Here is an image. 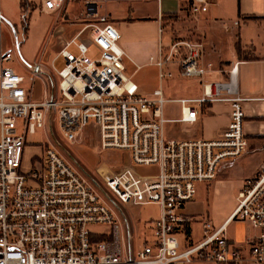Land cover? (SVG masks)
<instances>
[{
	"label": "built area",
	"instance_id": "obj_1",
	"mask_svg": "<svg viewBox=\"0 0 264 264\" xmlns=\"http://www.w3.org/2000/svg\"><path fill=\"white\" fill-rule=\"evenodd\" d=\"M64 2L41 0L39 10L57 14ZM95 2L86 1L89 22L59 51L66 67L54 69L56 93L48 97L46 91L42 102L33 99V88L11 66L14 52L4 48L0 34V264H264V163L245 181L227 221L217 227L205 218L200 241L180 239L197 221L183 209L194 200L198 184L210 186L224 163L249 149L244 103L252 98L238 94L239 63L230 66L224 82H208L213 66L204 61L202 41L161 43L149 59L159 80L178 77L201 86L200 97L178 100L183 122L195 123L198 109L207 103L230 108L220 138L167 140L162 90L151 97L139 94L126 74L122 35L109 15L99 14ZM191 2L194 17L207 11L208 0ZM85 33L88 43L82 40ZM72 46L78 55L70 52ZM90 47L98 50V59L88 57ZM38 77L35 69L31 81ZM52 115L69 143H76L92 124L99 130L101 151L129 152L133 165L155 166L158 173L142 176L132 167L101 164L87 175L54 145L28 157L27 135L45 129ZM128 205L156 206L161 214L144 222L140 234L117 214ZM232 221L247 222L258 231L248 255L227 238Z\"/></svg>",
	"mask_w": 264,
	"mask_h": 264
},
{
	"label": "crops",
	"instance_id": "obj_2",
	"mask_svg": "<svg viewBox=\"0 0 264 264\" xmlns=\"http://www.w3.org/2000/svg\"><path fill=\"white\" fill-rule=\"evenodd\" d=\"M38 6L33 15L40 13L41 0H30ZM84 1V11L86 8ZM113 0H96L95 7L100 15H109L111 22L119 30L125 39L122 49L129 53L126 58V72L128 68L134 74L144 68H152L155 71V89L146 90L142 83H136L139 87V94L144 97H151L153 92L161 89L165 103L162 108V115L165 120L164 136L167 140L193 141L202 139L220 138L227 130L229 124L230 108L225 103L205 104L198 109L197 121L187 123L182 121V106L178 102L180 99L198 98L201 95V86L198 82V90L189 89L187 86L175 87L173 83L179 84L184 81L178 77L164 82L159 80L158 68L150 64L149 59L157 55L159 46L164 42L165 31L169 27L174 28L171 23H165L162 16L165 14H175L176 19L170 20L174 24L184 22L185 18L192 12L191 0H147L145 3L155 2V16L149 15L148 9L142 10L145 13L139 15L141 11L137 4L144 3L141 0H128L133 5H129L126 12L122 11L119 5L112 6L113 12L120 15L113 18L111 8L106 4ZM21 0H0V15L3 23H0V34L3 38V28H22V16L20 9ZM64 2V7L65 3ZM120 2V1H119ZM126 3H129L125 1ZM135 4V5H134ZM145 4V5H148ZM63 7V8H64ZM104 7V9H103ZM191 9V10H190ZM64 11V10H63ZM32 15V17H33ZM49 15V14H44ZM55 26L64 32L66 41L73 39L83 28L80 18H71L65 11V16L60 17L61 12L56 14ZM83 14H81V17ZM196 24L193 34L204 44V61L211 63L213 72L206 76V81L224 82L227 79L226 71L230 66L239 63L237 74V90L241 97L252 98L244 103L246 115L245 131L249 141L247 153L240 159L225 163L221 166L217 179L207 189H211L213 195L222 196L226 192L223 210L212 222L214 226H221L234 212L237 205L239 191L245 181L255 176L264 163V0H208L207 11L195 16ZM176 20V21H175ZM175 21V22H174ZM236 23H238L236 25ZM184 24V23H183ZM143 27H150L155 30L152 40L143 41L134 39V32ZM63 40V39H62ZM64 42V40H63ZM170 42V39L168 43ZM241 44L243 54H250L255 59L247 61L238 56L237 43ZM167 43V44H168ZM125 64V61H124ZM215 66V68H214ZM127 74V73H126ZM128 76V75H127ZM195 81V80H193ZM169 83L168 86L166 84ZM210 220V217H207ZM157 219V218H155ZM152 220V219H151ZM146 222V221H145ZM232 225L240 232H230ZM244 225H249L250 231H245ZM133 230L138 232L141 224L130 223ZM191 226V240L198 242L202 238V224L200 229ZM242 226V227H239ZM227 238L248 255L251 240L255 239L258 231L247 222L232 221L227 228ZM213 264V263H194Z\"/></svg>",
	"mask_w": 264,
	"mask_h": 264
},
{
	"label": "rangeland",
	"instance_id": "obj_3",
	"mask_svg": "<svg viewBox=\"0 0 264 264\" xmlns=\"http://www.w3.org/2000/svg\"><path fill=\"white\" fill-rule=\"evenodd\" d=\"M84 1L85 0H67L65 7L61 11L60 17L63 18L65 16V11H67L71 18L78 17L81 19V23H88L89 20L86 19V8L84 11ZM125 1L129 3H126ZM141 1H144V3L137 4V6H140L141 9L139 15L145 13V11L143 12L142 10L147 8V13L149 15L155 16V2L148 4L145 3L147 0ZM131 4L133 5V3L128 0H113L106 4V6L111 8L113 18L116 19L119 18L120 15L113 12L112 6L119 5L121 10L126 12V10L129 8V5ZM81 14H83L82 17ZM56 17V14L48 16L40 13L34 14L30 20V27L26 38L23 36L22 28H16V30H13L14 28L11 26H7L8 28H3V46L6 50H12L14 52V59L11 62V66L17 73L24 76L27 85L33 88L32 97L37 102H42L45 99L46 91H48V97L56 93L58 84V76L56 72H61L66 67L64 58L58 57V53L63 48L66 38L64 37L65 33L60 32L58 26L54 27V21L57 20ZM165 23H171L174 28L169 27V29L165 31L169 34V36L167 37L166 34L164 35V45H167L169 39L170 41L200 40L196 34L192 33L196 24V19L192 12L185 18L184 22H177L179 23L178 25L171 21H166ZM154 36L155 30L150 27H143L134 32V39L137 40L148 41L152 40ZM87 38L88 35L85 33L82 40L87 42ZM82 40H78L77 42L79 43ZM125 42L126 41L122 36L120 45L124 47ZM70 52L78 55L76 46H72L70 48ZM126 53L129 55L127 51ZM99 56L100 54L95 47L89 48V58L96 60L99 58ZM126 64L127 60H125V65ZM35 69H37L40 77H38L35 82H32L31 76L32 73L35 72ZM126 73L128 76L132 75L133 70L128 68ZM133 81L135 83H142L147 91H152L155 89L154 69L150 67L144 68L142 71L134 74ZM168 85L169 83L166 84V86ZM173 85L175 87H180L183 85L186 86V88L188 86L189 89L198 90V82L193 80L184 81L180 84L176 82L173 83ZM49 128H53V132H51ZM27 142L28 147L26 154L28 157L30 155L39 154L42 149L46 150L47 147L54 145L76 169L86 173L87 175L94 174L95 169L101 164H108L115 169L132 167L137 174L142 176H151L158 173L155 166L145 167L133 165L129 152H122L118 150L101 151L99 130L92 124H89L84 128L76 143H69L64 138L63 133L58 126V120L55 115H52L51 119L48 120L47 127L45 129H37L34 133H29L27 135ZM207 187L204 184H198L197 194L194 200L191 203H188L183 209V213L196 216L195 218L197 221L193 225H195V229L197 228L198 230L200 229L199 226L202 224L203 219L209 216L210 221H213V219L221 213L223 210L224 200L227 198V195L225 194L226 192H223L222 196H217L215 194L213 195L211 189H207ZM121 211L123 214L120 212H117V214L124 222L126 220L129 224L133 223L135 225L137 224V226L138 224H141L140 230L138 231L140 234L144 233L143 224L145 221L159 218L161 214L160 208L156 206L142 207L128 205L122 206ZM236 226L237 225H232L229 231H235L236 233L240 232ZM244 226L245 231H250L251 227H248L249 225ZM180 239H186L185 233H181Z\"/></svg>",
	"mask_w": 264,
	"mask_h": 264
},
{
	"label": "trees",
	"instance_id": "obj_4",
	"mask_svg": "<svg viewBox=\"0 0 264 264\" xmlns=\"http://www.w3.org/2000/svg\"><path fill=\"white\" fill-rule=\"evenodd\" d=\"M37 8H38V6L36 4H34L33 2H31L30 0H21V2H20V9H21V16H22V30H23V36L25 38L27 37V33L29 31L30 20L32 18L33 12L36 11ZM176 18H177V16L175 14H165L162 16V20L165 22L170 21L172 19H176ZM15 30H16V28H15ZM236 49H237L239 57L244 58L247 61H251V60L255 59V57H253L250 54H247V55L243 54V50H242V46H241L240 42L237 43ZM186 237L188 239L191 238V228H186ZM105 239L106 238H99V240H105Z\"/></svg>",
	"mask_w": 264,
	"mask_h": 264
},
{
	"label": "water",
	"instance_id": "obj_5",
	"mask_svg": "<svg viewBox=\"0 0 264 264\" xmlns=\"http://www.w3.org/2000/svg\"><path fill=\"white\" fill-rule=\"evenodd\" d=\"M13 30H15V29H13ZM15 32V31H14ZM18 46V45H17Z\"/></svg>",
	"mask_w": 264,
	"mask_h": 264
}]
</instances>
